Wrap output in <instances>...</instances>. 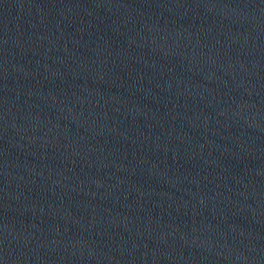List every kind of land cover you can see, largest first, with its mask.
I'll return each instance as SVG.
<instances>
[{
	"label": "water",
	"instance_id": "95a60500",
	"mask_svg": "<svg viewBox=\"0 0 264 264\" xmlns=\"http://www.w3.org/2000/svg\"><path fill=\"white\" fill-rule=\"evenodd\" d=\"M0 264H264V0H0Z\"/></svg>",
	"mask_w": 264,
	"mask_h": 264
}]
</instances>
